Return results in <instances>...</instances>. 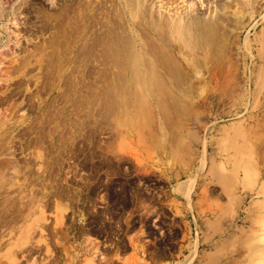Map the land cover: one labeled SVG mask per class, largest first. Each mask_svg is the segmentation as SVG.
Instances as JSON below:
<instances>
[{
    "label": "rangeland",
    "instance_id": "rangeland-1",
    "mask_svg": "<svg viewBox=\"0 0 264 264\" xmlns=\"http://www.w3.org/2000/svg\"><path fill=\"white\" fill-rule=\"evenodd\" d=\"M11 1L26 8L0 23L18 34L0 61L14 48L39 57L34 44L45 45L42 68L44 59L50 66L30 74L51 82L34 109L24 100L0 126V264H264V0H227L224 11L222 0H145L139 10L158 28L190 1L196 28L211 30L208 42L191 31L202 46L183 48L185 58L152 36L173 74L158 92L110 66L90 71L81 42L102 29L98 10L87 8L94 18L79 30L85 8L75 0H59L68 3L62 13L42 0ZM119 1H100L104 18L121 19ZM27 17L36 25L28 34ZM193 57L194 73L185 60Z\"/></svg>",
    "mask_w": 264,
    "mask_h": 264
},
{
    "label": "bare ground",
    "instance_id": "bare-ground-1",
    "mask_svg": "<svg viewBox=\"0 0 264 264\" xmlns=\"http://www.w3.org/2000/svg\"><path fill=\"white\" fill-rule=\"evenodd\" d=\"M20 1V0H19ZM26 1V0H25ZM42 1H46L49 6L50 9H57V6H60V11L65 12L67 10V2L66 5L65 3L62 4L59 3V0H42ZM73 1V0H72ZM76 4L74 2L75 5L79 4V6L84 5L83 8H85V14L82 15V21L80 20L82 26H80L79 30L82 28L83 30H85L86 28V22L88 20L89 17L94 18L91 13L93 10L97 11L98 10V14H100V17L98 18L99 20L97 21L96 19V26L99 25V32L98 30H96L94 32V36L93 37H88L86 36L84 38V41L81 42L82 45V53L84 54V60L85 58L90 60V63H92V69L90 70L91 72L93 71L95 74L97 73H103V66H110L108 67V71L111 75H114V77L117 78H127L129 81H132L134 79V81L138 80V79H143L149 82L144 83V89L143 90H147L148 92H158V91H162L165 86L163 83V80L165 78V76H170L173 75L172 72L167 68L166 63H165V58L164 55L162 54V48L161 47H157L155 43V38H153L152 36L155 35V37H157V41H162L164 42V40H168L171 39L172 44H170V46L172 45L173 48L177 51V55H181L182 58H185L187 54L184 53L183 48H189L191 50H193V47H197L195 46L198 42V38L196 37L195 39L193 38V34H195L194 32H191L193 29H198L199 32H202L201 34L204 35V39H206L205 41L208 42L209 41V35H211L210 33V27L208 28L206 25L208 24V22L210 21V23H212L215 18L217 19V17L221 16V14L219 15V13L217 12L215 15H212L211 17L207 18L206 20L201 16L200 21L202 20V25L206 26V27H201V28H196V24H200L199 20L195 17L194 12H196L198 9L194 8L193 6V2L187 3L186 5V9L184 12H182V14H178L176 15L177 17H174L173 15L170 16H166L167 18L165 20V27L164 24L163 26L160 25V28H158L157 26H155L153 23H150L148 19H146L143 15H142V11L140 12V10L143 8L141 5L144 4L145 0H120L117 4L120 5L122 7V14H120V12H116L117 14L119 13L121 16L119 19V21H116L117 18L119 17V15H117L118 17H115V12L113 14L114 17L110 16L108 19L104 18L103 15V6L102 3L100 2L101 0H96L94 3V5L91 4V2H87L85 0H75ZM169 1V0H168ZM173 1V0H171ZM227 0H222V4L217 8L219 11L222 10L224 11L225 8L228 7L227 2H225ZM10 2H12L11 0H0V23L4 22L5 20H9L13 19L14 22L17 21V19L19 18V14H20V8H26L24 7L26 2L20 1L18 3L15 4V2L13 1L11 4ZM107 2V1H106ZM185 2V1H184ZM6 3H8V5H5ZM202 5V4H201ZM69 6V5H68ZM78 6V5H77ZM75 6V7H77ZM109 6V5H108ZM88 7L89 10L87 9ZM112 7H115V5H113ZM111 7V8H112ZM142 7V8H141ZM198 7V6H197ZM82 8V9H83ZM107 8H105L106 10ZM110 9V8H109ZM114 9V8H112ZM117 9V8H116ZM114 9V10H116ZM140 9V10H139ZM216 9V11H217ZM69 10V9H68ZM87 10L91 13L87 12ZM113 10V11H114ZM121 10V9H120ZM22 11V10H21ZM139 11V12H138ZM198 12V11H197ZM56 14V12H54ZM60 13V15H61ZM88 13V14H87ZM107 13V12H106ZM110 13V12H109ZM112 13V12H111ZM53 14V13H52ZM53 14V15H55ZM58 14V13H57ZM56 14V15H57ZM50 15V14H49ZM68 15V14H67ZM111 15V14H110ZM197 15V14H196ZM235 15V14H234ZM238 15V14H237ZM58 16V15H57ZM56 16V17H57ZM97 16V15H96ZM157 16V15H156ZM162 16V15H160ZM25 17V16H24ZM81 17V15H80ZM87 17V19H86ZM98 17V16H97ZM147 17V16H146ZM165 17V16H164ZM116 20H115V19ZM137 18H140V20L138 21ZM152 18V17H151ZM90 19V18H89ZM123 19V20H122ZM16 20V21H15ZM28 17L23 20V22H21L22 27L20 28L21 30L24 31V33L33 30V27H35V23L34 21H29L28 22ZM48 20V19H47ZM120 20L124 21V22H120ZM137 20V21H135ZM63 21V20H62ZM75 21V20H74ZM216 21V20H215ZM159 22V21H158ZM18 23V22H17ZM17 23H15V25H17ZM29 23V24H28ZM214 23V22H213ZM3 25H5L4 23H2ZM28 24V25H26ZM89 24V23H88ZM162 24V23H161ZM92 25V24H91ZM90 25V26H91ZM125 26L128 27V31L125 28ZM162 28H167L166 30L161 29ZM199 26V25H198ZM4 27V26H3ZM1 27L0 25V48L1 47H5L8 46L9 43L12 40V37L15 38V42H16V47L18 44V34L14 33V31H9L7 29V27ZM200 27V26H199ZM215 27V26H214ZM93 28V27H92ZM81 29V30H82ZM91 29V27H90ZM98 29V28H97ZM120 29L124 30L128 32V34H126L127 32H125V36H118L117 34H119L118 32L120 31ZM20 31V34L22 32L23 35V31ZM161 30V31H160ZM62 31V30H61ZM90 31V30H89ZM88 31V32H89ZM92 31V29H91ZM159 31V32H158ZM197 31V32H198ZM78 32V31H77ZM93 32V31H92ZM122 33H124V31H121ZM162 34H161V33ZM31 33V32H30ZM60 33V32H59ZM83 33V32H80ZM85 33V32H84ZM93 34V33H92ZM32 35V34H31ZM60 35V34H59ZM64 35V34H62ZM67 35V34H66ZM81 35V34H80ZM86 35V34H85ZM123 35V34H122ZM193 35V36H192ZM196 35V34H195ZM199 35V34H198ZM201 35V36H202ZM69 39L70 41H74L76 40V38L74 39V37L72 38V36H75L73 34V31L71 33H69ZM83 36V35H82ZM192 36V37H191ZM20 37V36H19ZM60 37V36H59ZM64 37V36H62ZM78 37V36H77ZM120 37H122L121 39H119ZM187 39H186V38ZM195 37V36H194ZM210 36V41L211 40ZM65 38V37H64ZM82 38V39H83ZM153 38V39H152ZM193 38V39H191ZM202 38V37H201ZM53 40L55 38H50V40ZM57 39V38H56ZM81 39V40H82ZM191 39V40H190ZM51 40V42H52ZM64 40V39H63ZM78 40V39H77ZM189 40V41H187ZM192 40H197V42L195 41L193 43ZM13 41V43H14ZM20 41V40H19ZM56 41V40H55ZM60 41V40H59ZM66 41V40H65ZM64 41V43H65ZM192 41V43H191ZM202 39H200L201 43ZM50 42V43H51ZM58 42V41H57ZM170 42V43H171ZM177 42V44H175ZM20 43V42H19ZM49 43V44H50ZM63 43V42H60ZM67 43V42H66ZM161 43V42H160ZM197 43V44H199ZM205 43V42H204ZM56 43H51V47L52 45H55ZM164 44V43H162ZM192 44V45H191ZM203 44V43H202ZM206 44V43H205ZM205 44L203 45L204 49H205ZM209 44V43H207ZM15 45V44H14ZM12 45V46H14ZM57 45V44H56ZM55 45V46H56ZM61 45V44H59ZM66 45V44H65ZM191 45V46H190ZM201 45V44H200ZM199 45V46H200ZM210 45V44H209ZM55 46H54V51H55ZM81 46V45H80ZM159 46H161L159 44ZM198 46V47H199ZM202 46V45H201ZM10 47V46H9ZM19 47V46H18ZM33 47V46H32ZM34 49H37L39 57L37 56L36 58L34 57V52L32 51H28L27 48H21L20 49V53L24 51V54H20L19 53H15V48L14 51L11 52V56L8 59L7 64H5L4 61H0V106L5 107L6 111L8 112L7 114L2 112L0 113V126L2 125H7L11 122H14L11 120V116L18 111L20 108L22 109L24 106L23 102L25 100V103L27 106L32 107L35 106V101L39 96V92L41 88H44L45 85H48V83H50L51 81H49L50 79L46 78L47 80L43 81L40 79V76L37 75V73L35 74H30V71L34 69V67H36L38 70L39 69H48L47 67L50 66V62L46 61L47 59H44L45 63L47 62V64H45L44 67L46 68H42V56L47 57V52L45 53L44 48L46 47L45 45H42L40 47V44L38 45L37 43L34 44ZM81 48V47H80ZM207 48L208 47L207 45ZM13 49V48H12ZM18 49V48H17ZM25 49L26 52H25ZM198 49V48H197ZM203 49V50H204ZM19 50V49H18ZM57 50V48H56ZM79 50V47H78ZM77 50V51H78ZM202 50V51H203ZM52 51V49H51ZM58 51V50H57ZM49 52V51H48ZM53 52V51H52ZM171 52V51H169ZM188 52V51H187ZM204 53L207 52L206 49L205 51H203ZM202 52V54H203ZM55 53V52H53ZM57 54H59V52H56ZM80 53V52H79ZM173 53V51H172ZM171 53V54H172ZM191 53V52H190ZM61 54V53H60ZM167 54V53H166ZM207 55H209L208 53H206ZM52 55V54H51ZM163 55V56H162ZM175 55V54H174ZM192 55V54H190ZM206 55V56H207ZM57 56V55H56ZM169 56V55H168ZM193 56V55H192ZM204 56V57H206ZM50 57V56H49ZM82 57V58H83ZM188 57V56H187ZM41 58V59H40ZM52 58V57H51ZM67 58V57H66ZM74 58V57H73ZM81 58V57H80ZM79 58V59H80ZM209 58V57H208ZM61 59V58H60ZM78 59V60H79ZM49 60V59H48ZM81 60V59H80ZM177 60V59H176ZM187 60V65L190 66L191 71H199L197 70L198 67L195 64L194 61V57L193 59H185ZM59 61V60H58ZM83 61V60H82ZM62 62V61H61ZM60 62V63H61ZM64 62V61H63ZM73 62V61H72ZM87 62V61H86ZM180 62V61H179ZM197 62V61H196ZM52 63V62H51ZM66 64V63H64ZM84 64H88V63H84ZM47 65V66H46ZM58 65V64H57ZM56 65V66H57ZM56 66L54 68H56ZM59 66V65H58ZM57 66V68H58ZM102 66V67H101ZM51 68V67H49ZM114 68V69H113ZM51 68V72H52ZM175 69V68H174ZM56 70V69H55ZM53 70V71H55ZM176 70V69H175ZM44 71V70H43ZM47 71V70H46ZM58 73H61V71L58 68ZM49 72V71H48ZM105 72V71H104ZM176 72V71H175ZM106 73V72H105ZM108 73V74H109ZM194 73V72H193ZM47 74V72H46ZM45 74V75H46ZM53 74V73H50ZM56 74V73H54ZM186 74V73H185ZM59 75V74H58ZM99 75V74H98ZM177 75H179L177 73ZM55 76V75H54ZM62 76V75H61ZM75 76V75H74ZM57 77V74L56 76ZM95 77V76H94ZM93 77V78H94ZM98 76H96L97 78ZM179 77V76H178ZM65 78V77H64ZM54 79V78H53ZM59 79H61V77H59ZM157 80H161V81H157ZM120 81V80H119ZM53 82V81H52ZM133 82V81H132ZM137 82V81H136ZM161 82V83H160ZM74 84V83H73ZM97 84V83H96ZM54 85V84H53ZM57 86V85H56ZM50 87V86H49ZM58 87V86H57ZM164 87V88H163ZM169 87V86H167ZM166 87V88H167ZM56 88V87H55ZM83 88V87H82ZM132 88V87H131ZM86 89V88H85ZM130 89V88H129ZM142 89V88H141ZM171 89V88H170ZM169 89V90H170ZM44 90V89H43ZM88 90V89H87ZM50 93H55V90L52 89L50 90ZM79 91V90H78ZM95 91V89H94ZM165 91V89H164ZM96 92V91H95ZM98 93V92H97ZM67 94V93H66ZM79 94V93H78ZM89 94V93H88ZM94 94V92H93ZM92 94V95H93ZM194 94V93H193ZM61 95V93H60ZM65 95V94H64ZM63 95V96H64ZM96 95V93H95ZM127 95V94H126ZM22 96V98H21ZM84 96V95H81ZM87 96V95H86ZM97 96V95H96ZM88 97V96H87ZM94 97V95L92 96V98ZM111 97V96H110ZM57 98V97H56ZM83 99V97H82ZM82 99L80 101H82ZM95 99V98H94ZM94 99H92L94 101ZM178 99V98H177ZM78 100V99H77ZM91 99L89 101H92ZM99 100V99H98ZM84 101V100H83ZM86 102V101H85ZM97 102V101H96ZM99 102V101H98ZM106 102V101H105ZM82 103V102H81ZM92 103V102H91ZM142 103V102H141ZM77 104V103H76ZM84 104V103H83ZM5 105V106H3ZM36 108L37 109H43L44 106L39 104H36ZM52 105V104H51ZM109 105V104H108ZM28 107V108H29ZM77 107V106H76ZM46 108V107H45ZM96 108V107H95ZM98 108V107H97ZM149 108V107H148ZM151 108V107H150ZM34 109V108H33ZM3 110V108H2ZM97 111V110H96ZM145 112V111H144ZM105 114V112H102ZM146 113V112H145ZM141 114V113H140ZM40 115V114H39ZM77 115V114H76ZM137 115V114H136ZM152 115V114H151ZM171 117V116H170ZM140 120V119H139ZM143 121V120H142ZM22 124V122H20ZM173 124V123H172ZM14 128H16V126L18 124H14ZM26 126V124H25ZM176 126V125H175ZM24 130V129H23ZM5 137V136H4ZM35 139V138H34ZM169 141V140H168ZM167 141V143H168ZM179 141V140H178ZM8 142V141H7ZM5 144V141H4ZM1 146V145H0ZM1 148V147H0ZM44 151V150H43ZM2 153V152H1ZM2 160V159H0ZM1 162V161H0ZM16 171V170H15ZM17 172V171H16ZM188 182V181H187ZM183 191V190H182ZM35 203V202H34ZM11 212V211H10ZM1 213V212H0ZM2 216V215H1ZM1 218V217H0ZM262 218V217H261ZM1 220V219H0ZM5 222V220H4ZM3 222V220H1L0 223V227H2L5 223ZM2 223H4L2 225ZM8 223V222H7ZM11 223V222H10ZM2 225V226H1ZM1 230V229H0ZM1 233V231H0ZM1 235V234H0ZM262 260V259H261ZM93 262V261H91ZM264 262V261H263ZM262 263V262H261Z\"/></svg>",
    "mask_w": 264,
    "mask_h": 264
},
{
    "label": "crops",
    "instance_id": "crops-1",
    "mask_svg": "<svg viewBox=\"0 0 264 264\" xmlns=\"http://www.w3.org/2000/svg\"><path fill=\"white\" fill-rule=\"evenodd\" d=\"M162 261H164V260H162ZM162 261H161V262H162Z\"/></svg>",
    "mask_w": 264,
    "mask_h": 264
},
{
    "label": "flooded vegetation",
    "instance_id": "flooded-vegetation-1",
    "mask_svg": "<svg viewBox=\"0 0 264 264\" xmlns=\"http://www.w3.org/2000/svg\"><path fill=\"white\" fill-rule=\"evenodd\" d=\"M101 206V205H100Z\"/></svg>",
    "mask_w": 264,
    "mask_h": 264
}]
</instances>
